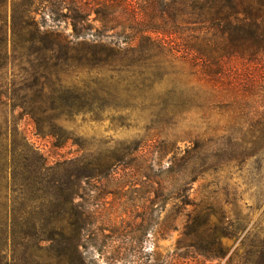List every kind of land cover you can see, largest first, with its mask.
Here are the masks:
<instances>
[{"label": "trees", "instance_id": "16d2710c", "mask_svg": "<svg viewBox=\"0 0 264 264\" xmlns=\"http://www.w3.org/2000/svg\"><path fill=\"white\" fill-rule=\"evenodd\" d=\"M8 6L0 0V17ZM9 8L21 63L10 82L0 66V264H89L79 250L85 226L74 200L82 181L107 173L111 163L99 165L83 154L48 164L19 129V116H28L56 148L68 141L82 147L62 122L92 112L97 91L76 84L73 73H109L148 102L147 92L175 76L179 64L189 63L202 80L220 82L227 59L257 62L264 55V0H11ZM38 11L52 24L36 19ZM60 22L66 31L57 28ZM159 104L148 108L164 118L160 126L191 108L208 112L215 105L173 97ZM253 118L247 122L251 130L225 129L223 148L210 158L235 161L264 150V116ZM224 219L212 206L188 215L174 264L223 257L221 238L230 235ZM242 260L264 264V239H251Z\"/></svg>", "mask_w": 264, "mask_h": 264}, {"label": "rangeland", "instance_id": "374dc122", "mask_svg": "<svg viewBox=\"0 0 264 264\" xmlns=\"http://www.w3.org/2000/svg\"><path fill=\"white\" fill-rule=\"evenodd\" d=\"M6 2L10 6L11 0ZM9 6L0 17V66H6L8 82L21 63L17 40L11 37ZM41 15L36 19L52 24L48 14ZM57 28L67 30L64 22ZM72 76L79 86L97 91L92 112L62 122L82 147L72 141L54 147V139L37 134L28 116H19L17 125L48 164L83 154L99 165L111 163L107 173L82 181L74 200L85 226L79 250L89 264H174L188 215L210 206L225 217L222 225L230 235L221 242L226 253L213 260L190 258L187 264H242L245 245L264 239V150L235 161L209 155L224 146L225 129L248 131L250 118L264 116V55L257 62L227 59L220 82L202 80L189 63L179 64L175 76L147 92L151 102L103 71ZM172 97L215 105L208 112L191 108L171 125L160 126L164 118L150 115L148 106ZM65 217L73 229L72 219ZM210 221L217 223V217Z\"/></svg>", "mask_w": 264, "mask_h": 264}]
</instances>
